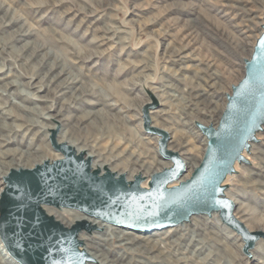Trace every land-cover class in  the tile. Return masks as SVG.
<instances>
[{
  "label": "rangeland",
  "instance_id": "374dc122",
  "mask_svg": "<svg viewBox=\"0 0 264 264\" xmlns=\"http://www.w3.org/2000/svg\"><path fill=\"white\" fill-rule=\"evenodd\" d=\"M263 25L264 0H0V171L19 158L58 155L48 114L98 160L119 169L156 158L161 170L169 161L142 121L147 89L160 103L152 124L169 131L172 148L200 162L207 140L195 120L218 123ZM254 143L227 189L245 220L264 230V134ZM212 225L195 236H205L207 247L190 243L178 264H264V239L250 257L240 235ZM134 229L132 236L146 232ZM151 232L147 237L167 231ZM190 240L164 253L121 249L126 260L176 264L175 252ZM0 264L10 263L0 255Z\"/></svg>",
  "mask_w": 264,
  "mask_h": 264
},
{
  "label": "water",
  "instance_id": "95a60500",
  "mask_svg": "<svg viewBox=\"0 0 264 264\" xmlns=\"http://www.w3.org/2000/svg\"><path fill=\"white\" fill-rule=\"evenodd\" d=\"M151 103L142 106L144 129L159 136L158 151L170 166L127 181L111 170L101 173L93 157L78 152L67 142H58L56 129L50 135L62 158L31 168L9 170L0 191V238L9 254L21 264H88L92 260L79 237L96 228L87 219L68 226L46 212L42 204L77 208L89 216L125 227L152 231L167 228L194 213L217 212L224 223L240 234L244 252L264 239V230H250L235 215L236 203L225 194L228 175L239 172L235 164L248 161L243 155L264 124V25L245 72L232 84L217 124L196 122L207 140L199 165L181 180L187 167L181 155L170 149V134L152 125L150 108L160 103L148 91ZM147 182V186L143 183Z\"/></svg>",
  "mask_w": 264,
  "mask_h": 264
},
{
  "label": "bare ground",
  "instance_id": "6f19581e",
  "mask_svg": "<svg viewBox=\"0 0 264 264\" xmlns=\"http://www.w3.org/2000/svg\"><path fill=\"white\" fill-rule=\"evenodd\" d=\"M25 93L26 92H23V95ZM29 93H31V91H29ZM149 102L151 103L150 99L148 101H146L145 104L149 103ZM153 111H154V109L150 108L149 113H150L151 118H152L151 113ZM45 117L50 119V121H48L49 123L45 124V126L48 129V134L51 135L54 130L61 128L62 129L61 135H60V133L57 134L58 142H60V143L61 142H67V143L71 144L78 152L85 151L88 155L92 156L93 157V167L96 169H99L101 171V173L105 172L106 170H111L112 172H114L116 174L117 177L124 175L126 180L130 182V181H133L137 175H142L143 177L149 178L152 173H154L156 171H160V167H155L156 166L155 165L156 158H153L150 160L142 159V160H140V162L136 163L131 168L122 167L119 169L112 166L110 164V161H108L106 159L105 160H98L96 158L97 156H95L92 152L87 150V148L85 146L77 145L76 139H73V137L71 138L69 136L68 130H63V124L64 123L60 118L58 119L56 116H54L52 114H48ZM195 122H202L205 124L208 123L207 121H205L204 119H201V118H197L195 120ZM157 123H155V124L153 123L152 125L161 127L163 129H165L167 132H169L165 127H163L162 125H159ZM263 125H262L261 129L256 133L257 139H258V137H260V135L262 136V134H264V126ZM196 126L198 127L197 124H196ZM198 129L200 130L199 127H198ZM59 131H60V129H59ZM158 139H159V136L156 137V140H158ZM254 141L255 140L250 141V146L247 149H245L243 152L244 156L247 157L249 154H251L252 152H254L256 150V146H255ZM171 146L169 145L170 149L177 151L181 155V157L184 159V162H185L186 167H187V172L182 176L181 180H185L191 176L192 172L199 165L200 162H199V160H196L194 158L193 159L192 158H188V159L185 158L184 155L180 151H178V149L172 148ZM145 148H146V145H145ZM205 149L206 148H203L204 151H205ZM142 152H144V151L142 150ZM202 155H204V154H202ZM58 158H62V154L60 152H58L57 156H49V155L42 156V157L36 158L34 161H31L29 163L24 162L21 160V158H19L16 162H14L10 165L9 170H11L13 168H19V167L31 168L38 163H42L46 159L53 160V159H58ZM139 159H141V158H139ZM139 159H138V161H139ZM170 165H171V162L169 161V164L165 165L163 167L170 166ZM240 165H241V163L239 161H237L235 164V167L237 170L240 167ZM8 172L9 171H7V170L0 171V180H1L0 191L2 190V188L4 186V179H5L6 175L8 174ZM230 176H231V174L228 175L227 180L229 179ZM143 185L147 186V182L145 181L143 183ZM225 194L227 196H229L230 198H232L235 203H237V201L233 198L232 193L228 189L225 190ZM42 206L44 207V209L46 210L47 213L54 215L58 220H60L61 222H63L64 224H66L68 226H71L74 222H76L77 220H80V219H87L92 224L96 225V228H94L92 231L83 230L86 233H83V231H82L79 234V237L81 238V240L84 243L83 248L85 250L87 249L86 251L92 257V260L88 264H147L144 260H142L140 258H137V259L135 258V260L134 259L133 260L132 259L126 260V259H128V256H125L123 254L121 248H123V251H124V247H125L129 251H134V249L140 248V249H142L141 251H144V252L148 251L150 253L154 250H157L160 253H164V252H167V250H170L169 247L171 249L174 247L176 248L177 244L179 245V247H182V245H184V244H182L183 242L181 243V240L186 239L189 235H191V240L189 241V243H187V246H185V248H183L181 252H175V254H177V256H176L177 257V263L176 264H178V263L185 262V260L188 258V255L186 254V252L189 250L190 243H192V242L197 243L195 250H199V249H202L203 247H205V248L207 247L205 236L201 235L202 237H198L199 239H197V237H195V236H198L202 232L206 233L205 232L206 230L214 231V225H212L214 223H216L218 229H220V230L226 229V231L229 233L228 237H234L235 238L237 236L239 237V235H240L239 233H237L233 229H231V230L227 229V227L229 228V226L222 221V219L220 218V216L217 212H213L212 214L194 213V214L190 215V217L187 220H183V221H181L177 224L171 225L167 228L155 230V232H157V233L167 231L165 233V235L156 236V237H154V236L153 237H147V235L152 233L151 231L144 232L145 235H144V233H139L138 235L132 236V235H130V233L133 234V230H130L132 228L126 227V229L123 230L121 225L111 224V223L102 221L96 217L89 216V215L85 214L81 210L80 211L82 213L76 212L77 210H79L77 208H72V207H68V206L55 207L53 205H48V204H42ZM72 211L76 212L77 214H72ZM64 213L70 214L72 219L66 220L65 217L63 216ZM234 213L239 219H241L245 223V225L250 230H256L255 227L258 226V225H256V223H254L250 220L249 221L245 220L244 214L246 213V211L244 210L243 206L237 205ZM215 214L218 215V217L220 218V220L222 221L223 224L220 221L217 223V221L215 220L216 219ZM204 215H206L208 217H214V218L207 219L208 221H206V220H203ZM207 222L209 225H207ZM211 228H213V229H211ZM134 230H136V229H134ZM152 231L154 232V230H152ZM155 246H159V247H155ZM177 248H176V251H177ZM256 249H258V246ZM117 250H119V251H117ZM189 253H190V251H189ZM192 253L195 254V251L191 252V254ZM0 255H1V259L7 260L10 264H21L19 261L14 259L9 254V252L6 249V247L4 246L1 238H0Z\"/></svg>",
  "mask_w": 264,
  "mask_h": 264
}]
</instances>
